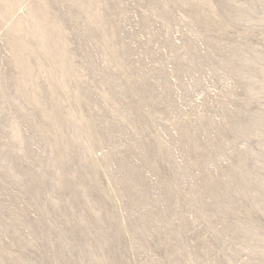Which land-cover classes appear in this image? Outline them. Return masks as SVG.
Returning <instances> with one entry per match:
<instances>
[{
	"label": "rangeland",
	"instance_id": "obj_1",
	"mask_svg": "<svg viewBox=\"0 0 264 264\" xmlns=\"http://www.w3.org/2000/svg\"><path fill=\"white\" fill-rule=\"evenodd\" d=\"M0 264H264V0H0Z\"/></svg>",
	"mask_w": 264,
	"mask_h": 264
}]
</instances>
